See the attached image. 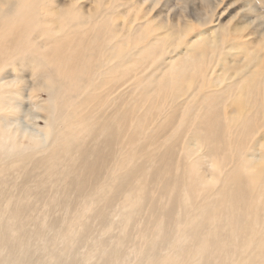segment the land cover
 <instances>
[{
	"label": "rangeland",
	"instance_id": "rangeland-1",
	"mask_svg": "<svg viewBox=\"0 0 264 264\" xmlns=\"http://www.w3.org/2000/svg\"><path fill=\"white\" fill-rule=\"evenodd\" d=\"M211 2L216 8L215 21L201 25L205 5ZM100 3L101 14H96ZM74 5L85 18L93 14V22H84L79 28L68 23L73 16L66 12ZM250 6L256 7V12ZM43 10L46 14L38 28L31 29L32 37L29 33L23 35L25 42L20 47L27 55L16 52L8 60L0 59V124L5 136L1 143L20 148L27 143L24 138L28 135L30 142H38L33 134L45 128L43 119L30 122L27 116L34 105L29 92H34L39 101L47 99V82L37 79L40 65L35 58L49 57L53 52L79 55L80 59L72 64L73 74L63 81L60 100L71 122L70 131L77 139L87 138V142L97 134L91 146L95 149L101 132L94 122L101 121L115 129L117 142L102 151H112V170L98 178L97 186L77 206L82 207L94 227L90 246L78 264L107 259L105 250L118 247L130 222H134L130 243L120 258L109 259L112 264H143L136 254L143 241L164 244V263L182 257L186 264H203L209 237L220 227L226 237L220 246L211 249L214 264H244L252 255L256 260L249 264H264V176L255 178L260 148L264 147V62L256 68L255 76L249 68L231 61L252 57L250 53L264 49V19H259L264 18V0H49ZM97 20L100 26L94 27ZM8 28L0 29V43L13 32ZM226 31L230 37L240 38L244 46V52L235 54L236 60L230 55L213 58L216 46L212 43L218 37L223 41ZM224 51L235 53L230 39ZM194 62L211 63L209 83L201 88L200 78L194 83L189 74L178 92L171 78L174 80L178 72ZM14 87L23 88L22 101L12 97ZM130 116L133 120L124 125ZM227 117L232 119L231 124H227ZM252 138L255 146L250 145ZM168 146L174 148L177 162L175 172L169 175H183L175 205V181L164 189L155 181L151 188H144L136 176L122 189L117 188L130 172L129 162H141L148 170L154 157ZM88 154L93 156L94 152L88 150ZM1 165L17 180L22 164L15 155ZM216 167L223 169L219 183L213 182ZM84 170L85 164L72 150L60 163L56 177L67 180L70 175H82ZM39 175L46 178L47 171L40 167ZM95 177L88 179L93 182ZM194 180L200 184L194 186ZM111 191L120 193L117 201H111ZM60 195L56 190L57 200ZM25 199L32 207L43 206L40 199ZM233 199L237 200L235 205ZM171 203L183 212H178L181 220L173 223L167 238H163V218L155 217L148 207H171ZM96 207H113L105 222L100 220ZM136 207L147 208L138 212ZM184 207H198L202 214L184 211ZM224 207H246L251 215L263 217L242 247L228 238L232 225ZM206 209H211L208 226L200 238H195L192 229ZM68 241L74 243L75 237L72 235Z\"/></svg>",
	"mask_w": 264,
	"mask_h": 264
},
{
	"label": "bare ground",
	"instance_id": "bare-ground-1",
	"mask_svg": "<svg viewBox=\"0 0 264 264\" xmlns=\"http://www.w3.org/2000/svg\"><path fill=\"white\" fill-rule=\"evenodd\" d=\"M48 1L0 0V29L9 27L8 29L13 30L8 35V39L6 38L4 42L0 43V59L8 60L16 52L27 55L23 53L24 50L20 47L23 35L24 33L33 35L31 29L38 28L39 21L46 14L43 10V5ZM209 1L204 0V2ZM101 6L102 3L96 8V14H101ZM215 9L212 2L209 5H205L203 17L201 18L204 21L202 23L199 21L201 25L215 21ZM249 9L252 12H256L257 10L254 6H250ZM66 13L73 16L68 21V23H72L73 27L79 28L84 22H93V14L85 18L80 14L79 7L76 5L69 7ZM259 19L264 18L260 17ZM96 26H100L98 20L94 23V27ZM169 30L171 31V27H169ZM224 34L225 39L223 41L218 37L212 43V47L216 46L213 58L217 56L219 58H229L228 55H230L236 60L235 54L242 53L244 48V46H241L242 41L240 38L230 37L228 31ZM261 34H264V29ZM168 37H172L170 33ZM229 39L234 44L235 53L233 55L228 51H224L225 43ZM32 46L33 41L30 48ZM203 47H205V44ZM30 53L31 56L34 54V52ZM168 54L171 55L172 52L170 51ZM250 54L252 57H241L237 61L232 59L231 61L249 68L248 72L257 76L258 72L256 68H259L264 62L263 57L260 56V54L264 56V49L256 53L253 51ZM17 58L22 59L19 56ZM35 59L40 65L39 72L36 75L37 79L41 82H47V85H44L47 93L46 100L39 101L34 92H29L28 94L29 100L34 104L29 108L27 114L30 122L36 118H41L45 122V128L41 131L42 133L33 134L38 142H30L28 138H31V135H28V137L24 138L27 143H23L20 148L4 146L1 142L5 140V136L3 125L0 124V264H78L84 258V250L90 246L94 227L85 218L82 207L77 206L97 186L98 178L112 170V166L109 165L112 151L107 154V151L103 154L102 151L110 146L112 147L117 142V134L115 129L110 127V124L101 121L94 122L101 132V138H99L96 148L91 149L97 134L92 136L87 142V138L77 139L70 131L71 122L64 114L62 101L60 100L64 90L63 81L67 76L73 74L72 64L80 59L79 55H56V52H53L49 57ZM24 60L22 59V61ZM105 66L108 65L105 63ZM212 69L213 66L211 67L210 62L208 64L194 62L178 72L174 80L171 78V81H173V86L179 92L183 86V79L191 74L192 78L190 81L198 83V78H200V85L203 88L207 86L211 79ZM81 76L86 77V74H81ZM22 91V87H14L12 89V97L22 101ZM11 107L13 108V106ZM261 112L264 114V104L262 105ZM132 120L133 117L130 116L123 124L126 125ZM231 121L232 119L227 117V124H231ZM26 132H29L27 127ZM161 134L164 137L165 128L163 127L161 128ZM255 144V140L252 138L250 145L255 146ZM175 145L177 144L175 143ZM72 150L78 153V159L80 158V162L85 164L83 174L80 176L70 175L67 180L66 178H57L56 172L60 163L68 158ZM88 150H92L94 155L90 156ZM260 151L262 154L258 158L260 162L255 175L256 179L264 176V147L260 148ZM185 154L188 155L187 153ZM12 155H15L22 164L17 180L8 169H4L1 165L4 159L10 158ZM31 157L32 159L29 161ZM176 163V152L172 146H168L167 150L156 155L148 170L146 165L141 162H129L130 172L117 185V188L119 190L122 189L136 176L142 180L144 188H151L152 181H155L164 189L171 181H175L176 192L172 196V202L175 205L180 196V190L183 187V175L181 173L175 176L169 175L170 172H175ZM40 167H43L47 171L46 178L40 177ZM95 168L97 170L94 174L90 173ZM217 171H220L219 175ZM213 174V182L219 183L223 169L216 167ZM88 176L96 177L92 182L88 179ZM199 184L194 180V186H198ZM56 190H59L61 194L58 200L56 198ZM244 193L245 196L248 195L247 192ZM109 195L111 196V201H117L120 193L118 191H111ZM25 197H30L34 200L40 199L43 201V206L32 207V203L26 200ZM235 202L237 203V200L233 199L234 205ZM173 204L171 203V207H148L155 217L163 218V238H167L170 226L176 221L181 220L178 217V212L183 211H180V207H174ZM46 207H49V209H46ZM112 208L96 207L98 216L102 222L108 219V213ZM145 208L147 207H136V210L141 212ZM190 208L191 210H189ZM224 210L229 214V222L232 225V231L228 238L237 246H244L255 225L263 217L258 213L251 215L246 207H224ZM184 211H195L202 214V211L198 207H184ZM210 215L211 209H206L202 219L194 225L192 233L195 238L202 236L208 226ZM133 229L134 222H130L118 247L105 250L107 259H103L101 263L87 262L85 264H112L109 262V259L111 257L120 258L122 256L124 247L130 243ZM72 235L73 238L75 237L74 243L68 241ZM225 237L226 234L221 227L216 229L209 237V249L206 252L203 264H214L211 249L220 246ZM101 247L104 248V244ZM163 248L164 244L162 242L143 241L139 243L136 254L143 264H186L182 257H179L173 263H169L168 261L164 263ZM255 260L256 257L252 255L249 262L244 264L252 263Z\"/></svg>",
	"mask_w": 264,
	"mask_h": 264
}]
</instances>
